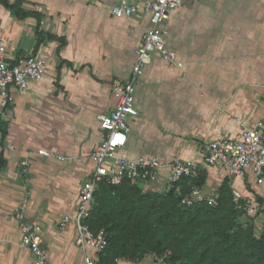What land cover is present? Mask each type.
<instances>
[{"label":"crops","instance_id":"crops-1","mask_svg":"<svg viewBox=\"0 0 264 264\" xmlns=\"http://www.w3.org/2000/svg\"><path fill=\"white\" fill-rule=\"evenodd\" d=\"M116 1L22 0L23 9L38 15L20 16L0 4L8 54L19 57L39 49L47 54L41 79L13 91L3 119L0 264H33L13 216L18 206L27 220L40 225L48 264H82L74 223L59 230L58 221L75 213L80 184L93 163L87 158L67 163L56 155L90 150L103 138L99 115L115 105L111 86L130 77L149 26L148 11L116 16L109 10ZM162 25L176 63L151 54L135 83L138 112L127 117V140L119 153L198 160L215 135L235 134L232 116L264 121V0H181ZM204 169L200 193L217 195L226 172L217 165ZM229 183L245 196L247 187L264 191L249 173ZM119 264L160 262L149 253Z\"/></svg>","mask_w":264,"mask_h":264},{"label":"built area","instance_id":"built-area-1","mask_svg":"<svg viewBox=\"0 0 264 264\" xmlns=\"http://www.w3.org/2000/svg\"><path fill=\"white\" fill-rule=\"evenodd\" d=\"M180 4L181 0H118L109 8L111 14L116 16H130L141 10L148 11L149 26L136 49L129 79L125 82H115L111 86L115 98L114 107L99 115L103 138L90 150H82L74 155H56L57 159L67 163L85 158L93 163L89 176L80 184L75 213H64L58 221L59 230H64L71 222L74 223L75 242L83 251L82 264H96L98 252L102 251L107 243L104 230L93 232L86 222L93 193L101 180L117 184L123 179H128L132 184L140 185L144 189L161 180L164 183L158 190H164L181 178L193 180L201 169L217 165L225 170L229 180L244 177L249 173L255 177L257 183L264 182V121L251 120L242 115L232 116L237 127L235 134L215 135L203 145L198 160L180 157L162 159L143 155L128 157L118 152L127 140V117L138 112L134 103V87L144 66L150 61L151 54L158 52L167 62L176 63L174 49L166 44L167 30L162 22L168 17L169 11ZM46 65L47 54L41 49L19 57L9 55L0 20V154L6 151L3 119L13 103V91H24L41 79ZM21 164L26 171L27 162L23 160ZM215 196L204 197L198 185L193 183L190 192L182 197L181 202L190 203L202 198L213 200ZM232 196L235 205L243 208V216H257L260 205L256 197L245 196L237 188H232ZM13 216L18 221L21 243L33 256V264H48L49 255L41 244L38 222L27 220L22 206L14 209ZM1 244L0 236V247ZM155 258L162 264L161 257Z\"/></svg>","mask_w":264,"mask_h":264},{"label":"trees","instance_id":"trees-1","mask_svg":"<svg viewBox=\"0 0 264 264\" xmlns=\"http://www.w3.org/2000/svg\"><path fill=\"white\" fill-rule=\"evenodd\" d=\"M21 2L0 0L17 16L38 15L23 9ZM206 175L203 168L195 179L181 178L164 190L144 189L128 179L99 181L86 218L93 232L103 229L106 235L96 264L136 261L149 253L161 257L162 264H264V191L247 187L246 196L256 197L262 214L257 234L253 216H243V208L233 202L228 177L213 200L181 202L193 183L202 186ZM259 185L264 187V182Z\"/></svg>","mask_w":264,"mask_h":264},{"label":"rangeland","instance_id":"rangeland-1","mask_svg":"<svg viewBox=\"0 0 264 264\" xmlns=\"http://www.w3.org/2000/svg\"><path fill=\"white\" fill-rule=\"evenodd\" d=\"M258 214H259V216H262L261 213H258ZM258 214H257V216H256V215L253 216L254 222H255L256 225H257V226H255V227H256L255 230H256L257 234L260 233V231H261V225H260V223H261V219L258 218Z\"/></svg>","mask_w":264,"mask_h":264}]
</instances>
